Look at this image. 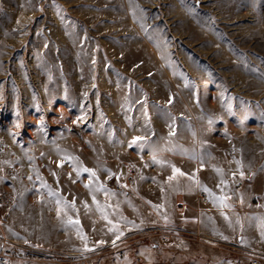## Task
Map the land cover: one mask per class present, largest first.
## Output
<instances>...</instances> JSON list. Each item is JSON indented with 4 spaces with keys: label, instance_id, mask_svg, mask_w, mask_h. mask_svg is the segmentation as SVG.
<instances>
[{
    "label": "rangeland",
    "instance_id": "rangeland-1",
    "mask_svg": "<svg viewBox=\"0 0 264 264\" xmlns=\"http://www.w3.org/2000/svg\"><path fill=\"white\" fill-rule=\"evenodd\" d=\"M0 148V190L14 188L21 207L31 197L48 230L56 221L81 233L88 200L97 219L132 228L64 253L92 264H249L236 249L207 255L168 235L193 219L202 187L228 204L264 192V0H0ZM3 217L16 238L86 244L27 235L22 215Z\"/></svg>",
    "mask_w": 264,
    "mask_h": 264
},
{
    "label": "crops",
    "instance_id": "crops-1",
    "mask_svg": "<svg viewBox=\"0 0 264 264\" xmlns=\"http://www.w3.org/2000/svg\"><path fill=\"white\" fill-rule=\"evenodd\" d=\"M14 169L16 172V168H9V171ZM194 169V167H193ZM125 168H122V177L120 180L121 183L126 184L134 183V172H127ZM198 172L197 178L201 182L204 176V170ZM208 172V171H207ZM130 176V177H129ZM131 178V181L128 182V179ZM219 182V181H218ZM218 182H212L214 183ZM112 183V182H111ZM232 192L234 191L233 185L231 182H228ZM231 183V184H230ZM130 185V184H129ZM114 188L118 187L121 189V186H117L116 183L113 186ZM207 189L208 191H205ZM9 191L13 197V204L9 210H0V218L10 219L9 215L15 213L22 215L24 227L18 226V230H22L25 234H29L33 232H41L42 235L47 236H58V239H63V236L67 234H81V240H86L85 245L76 243H68L64 244H47L48 242L45 239H41L35 236H26L23 238H16L7 231L6 225L0 223V230H3L8 236L13 238L14 240L22 243H27L30 245L38 247L43 250L53 251V252H72V251H82V249L86 247L92 248L97 244H101L102 242L111 241L113 239V235H119L120 237L126 233H129L132 228H128V225L125 227H119L114 229L111 225V221H108L106 218L97 219L96 212L91 211V201L87 202V222H79L77 225L79 226V231L75 230V226L71 228H67V230H60L59 224L61 222L54 221L52 224V230H48L45 224L36 222L38 215L41 211H37L31 207L30 198L26 200L25 205L21 207V203L16 197L15 189L10 186H5L0 190V193L3 191ZM196 198H198L200 203V208L196 210L194 217L192 220L186 219L181 223L180 228H174L173 232L169 233V237H186L190 236L193 238L192 240H196L195 242H199L203 245V251L206 252L207 255L211 254L212 249L217 246L219 251L230 252L229 250H223V247H229L232 249V252L235 249L239 252H244L246 254H252L254 256L264 257V192H254L250 191L248 196H245L243 199L232 198V204L225 203L227 201L224 196H217L211 189V187H202L196 191ZM255 198H258L255 201ZM176 211L178 214H183L188 209V204L185 198L184 193H176L174 196ZM179 202H183L185 204V210L183 212H179L177 210V204ZM159 219V216L156 215ZM57 220V219H56ZM92 220V221H91ZM192 222V231L189 229V223ZM85 225V227H84ZM76 226V227H78ZM50 228V229H51ZM16 229V227H14ZM49 231H51L49 233ZM108 233V237L105 238L101 236V233ZM52 233V234H51ZM103 234V233H102ZM80 239V238H79ZM163 241H166L167 238H162ZM219 246H222L221 248ZM237 247V248H236ZM216 249V248H215ZM217 251L218 253H221ZM237 254V253H235ZM219 255V254H217ZM230 260V259H229ZM226 260L228 263H233L232 260ZM226 262V263H227Z\"/></svg>",
    "mask_w": 264,
    "mask_h": 264
},
{
    "label": "built area",
    "instance_id": "built-area-1",
    "mask_svg": "<svg viewBox=\"0 0 264 264\" xmlns=\"http://www.w3.org/2000/svg\"><path fill=\"white\" fill-rule=\"evenodd\" d=\"M3 149L0 148V154ZM10 171L14 172V169ZM232 180L236 187L242 185V180L233 177ZM131 178L128 179V182ZM13 204V197L9 191L0 193V210H9ZM177 210L183 212L185 204L179 202ZM173 232V229H172ZM237 248V247H236ZM249 264H260L264 262V257L246 255ZM94 257L84 253H62L51 252L22 243L8 236L3 230H0V264H92Z\"/></svg>",
    "mask_w": 264,
    "mask_h": 264
},
{
    "label": "snow or ice",
    "instance_id": "snow-or-ice-1",
    "mask_svg": "<svg viewBox=\"0 0 264 264\" xmlns=\"http://www.w3.org/2000/svg\"><path fill=\"white\" fill-rule=\"evenodd\" d=\"M139 139H140L139 137L136 138V140H139ZM136 140H134L132 143H136ZM83 171L89 173L91 177H95V172L92 171L91 169L83 168ZM173 171H174V173H178L179 175H184L182 172H180L179 169H175V168H174ZM54 175H55V174H54ZM169 179L171 180L172 177H169ZM101 187H102V186H101ZM205 191H208V190L205 189ZM105 218H106V217H105ZM75 223L78 224L79 222H78V221H75Z\"/></svg>",
    "mask_w": 264,
    "mask_h": 264
}]
</instances>
